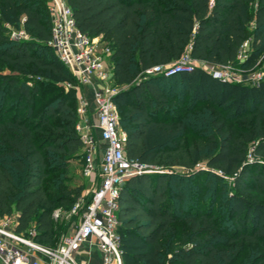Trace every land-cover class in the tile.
Segmentation results:
<instances>
[{
  "label": "trees",
  "instance_id": "obj_1",
  "mask_svg": "<svg viewBox=\"0 0 264 264\" xmlns=\"http://www.w3.org/2000/svg\"><path fill=\"white\" fill-rule=\"evenodd\" d=\"M46 4L0 0V220L17 212V234L35 231V242L56 249L55 212L91 199L83 205V187L63 180L67 163L84 155L79 81L49 44ZM68 4L77 29L110 51L128 160L152 169L121 189L123 264H240L245 245L264 249V79L231 82L200 68L147 74L187 54L214 68L264 72V0ZM11 29L27 38H12ZM204 175L234 188L225 202L232 233L211 211L184 210L188 182L203 194L211 183ZM252 264H264V253Z\"/></svg>",
  "mask_w": 264,
  "mask_h": 264
},
{
  "label": "built area",
  "instance_id": "obj_2",
  "mask_svg": "<svg viewBox=\"0 0 264 264\" xmlns=\"http://www.w3.org/2000/svg\"><path fill=\"white\" fill-rule=\"evenodd\" d=\"M54 1L55 6L50 9L53 38L49 44L82 85L95 88L97 127L104 145L100 170L102 180L87 206H81V203L74 206V213L82 211L79 226L56 249L44 248L35 242V231L31 232V237L17 234V222L13 224L10 217L0 220V264H87L79 261L78 253L93 240L102 254L101 264H123L118 233L121 226L118 217L121 189L133 176L151 173L152 169L127 158L128 135L120 133L118 107L114 100L120 90L108 85L111 77L109 49L98 38H91L77 29L68 0ZM196 63L199 62L187 54L173 66L155 67L147 74L173 77L191 71ZM80 107L84 113L87 104L81 102ZM77 131L83 143L86 173L90 176L96 166V142L88 125L78 124Z\"/></svg>",
  "mask_w": 264,
  "mask_h": 264
},
{
  "label": "rangeland",
  "instance_id": "obj_3",
  "mask_svg": "<svg viewBox=\"0 0 264 264\" xmlns=\"http://www.w3.org/2000/svg\"><path fill=\"white\" fill-rule=\"evenodd\" d=\"M55 6L54 0H47L46 4V11L47 14L51 20V12L50 9ZM11 37L14 39H21V38H27L25 35H23L22 32L15 31L11 29ZM101 42V39H98ZM101 44H103L101 42ZM244 57V56H243ZM242 57V58H243ZM195 68H200L203 70L208 71L209 73L216 75L217 77H220L224 80H228L231 82H254L259 79H264V72L262 70L258 72H245L241 69H235V68H214L209 65H206L202 62L196 63L194 66ZM7 72V71H6ZM173 84H176L178 86V89H182V86H179L180 83H177L176 81H171ZM108 85L112 88H119L116 83L111 79L108 80ZM85 87H90L92 89V95L94 94V86L90 85H82L80 82L77 85V92H78V100L74 103L77 108V113L79 116V123L78 124H85L89 126L90 134L93 137L94 141L96 142V153H95V171L91 173L90 176L86 173V160H85V154L82 155V157L78 160H72L67 163L65 174L63 175L64 183L71 186V187H77L81 186L84 189L83 193V205L88 203V201L92 198L93 192L96 190V188L99 187L102 177H101V163L103 158V151H104V145L100 141V130L98 129L97 125V116H98V110L97 106L93 98H90V94H87V91L85 90ZM53 96L56 94L54 91H52L51 95ZM177 96L183 98L184 96L181 93H177ZM90 98V99H89ZM41 99H38V102ZM51 100V97L47 98L45 102H49ZM81 102H85L87 104V109L84 113H81L80 106ZM41 104V102H39ZM118 116H119V129L120 133L125 132L124 125L121 122L122 117V110L117 109ZM200 117V116H199ZM209 116L205 114L202 116V120H199V123L202 121L204 122L207 120ZM84 152V151H83ZM205 165H203V168ZM54 179V177H53ZM51 179L49 183V189L54 190V183L55 181ZM210 181L211 183L209 186L204 188L203 194H201L200 187L196 181H189L188 186L189 188L186 189L187 193V201L184 205V210H187L186 208L190 203L193 204V206L196 208V210L200 209L202 212H208L211 211V213L216 217L217 222L221 225L223 229H226V231L232 233L235 229L234 221L230 217L229 210L226 208L225 202L228 196L234 192V188L230 182H227L226 184L222 185L223 188H219L217 185V181L215 177H211L209 175L203 176V185L206 186L207 182ZM194 211V213H195ZM82 211H77L76 213L73 212V210L68 209H58L55 212L54 215V221L56 226V234L58 241L57 243L63 242L67 237L71 236L78 228L81 217H82ZM17 212H15L12 217H10V220L13 224L17 222ZM84 248V247H83ZM245 250V253L243 255V260L240 264H252V262L255 260L256 257L262 255L264 253V249L261 248L259 245H245L243 247ZM83 249L78 253V256L80 259H82Z\"/></svg>",
  "mask_w": 264,
  "mask_h": 264
},
{
  "label": "crops",
  "instance_id": "obj_4",
  "mask_svg": "<svg viewBox=\"0 0 264 264\" xmlns=\"http://www.w3.org/2000/svg\"><path fill=\"white\" fill-rule=\"evenodd\" d=\"M85 90L87 91V94H90V98H93L92 89L90 87H85ZM82 254V259L79 258V261L81 262L87 264H101L102 262V254L99 251L97 245H95V240H93L92 243L86 244L84 246Z\"/></svg>",
  "mask_w": 264,
  "mask_h": 264
},
{
  "label": "water",
  "instance_id": "obj_5",
  "mask_svg": "<svg viewBox=\"0 0 264 264\" xmlns=\"http://www.w3.org/2000/svg\"><path fill=\"white\" fill-rule=\"evenodd\" d=\"M114 100H115V97H114Z\"/></svg>",
  "mask_w": 264,
  "mask_h": 264
}]
</instances>
